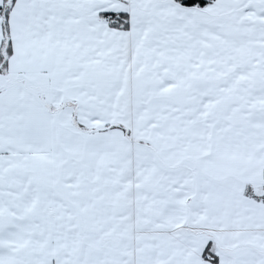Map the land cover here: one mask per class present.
<instances>
[{
    "label": "snow or ice",
    "instance_id": "6c2138e0",
    "mask_svg": "<svg viewBox=\"0 0 264 264\" xmlns=\"http://www.w3.org/2000/svg\"><path fill=\"white\" fill-rule=\"evenodd\" d=\"M0 264H264V0H0Z\"/></svg>",
    "mask_w": 264,
    "mask_h": 264
}]
</instances>
